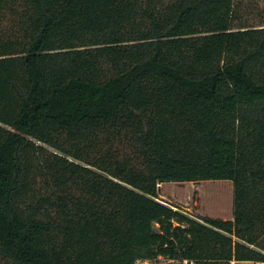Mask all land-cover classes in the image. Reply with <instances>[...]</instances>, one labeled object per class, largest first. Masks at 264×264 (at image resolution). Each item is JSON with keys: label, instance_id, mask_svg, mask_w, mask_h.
Returning <instances> with one entry per match:
<instances>
[{"label": "trees", "instance_id": "obj_1", "mask_svg": "<svg viewBox=\"0 0 264 264\" xmlns=\"http://www.w3.org/2000/svg\"><path fill=\"white\" fill-rule=\"evenodd\" d=\"M159 258L264 264V0H0V264Z\"/></svg>", "mask_w": 264, "mask_h": 264}, {"label": "rangeland", "instance_id": "obj_2", "mask_svg": "<svg viewBox=\"0 0 264 264\" xmlns=\"http://www.w3.org/2000/svg\"><path fill=\"white\" fill-rule=\"evenodd\" d=\"M160 200L194 218L233 220L234 185L231 181L164 183ZM251 264V263H248Z\"/></svg>", "mask_w": 264, "mask_h": 264}, {"label": "built area", "instance_id": "obj_3", "mask_svg": "<svg viewBox=\"0 0 264 264\" xmlns=\"http://www.w3.org/2000/svg\"><path fill=\"white\" fill-rule=\"evenodd\" d=\"M159 260L161 261V262H158V261H155V262H137L136 264H165V262H164V259L163 258H159ZM179 264H194V262L193 261H190V260H184V261H182V262H179ZM232 264H237L236 262H233Z\"/></svg>", "mask_w": 264, "mask_h": 264}, {"label": "crops", "instance_id": "obj_4", "mask_svg": "<svg viewBox=\"0 0 264 264\" xmlns=\"http://www.w3.org/2000/svg\"><path fill=\"white\" fill-rule=\"evenodd\" d=\"M237 264H248V263H237Z\"/></svg>", "mask_w": 264, "mask_h": 264}]
</instances>
